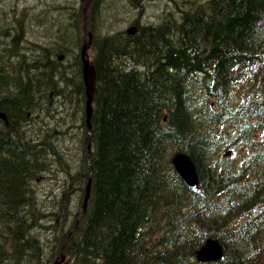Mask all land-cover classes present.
Wrapping results in <instances>:
<instances>
[{
    "label": "trees",
    "instance_id": "trees-1",
    "mask_svg": "<svg viewBox=\"0 0 264 264\" xmlns=\"http://www.w3.org/2000/svg\"><path fill=\"white\" fill-rule=\"evenodd\" d=\"M33 1L0 9V264H264V0H188L158 24L92 0L91 137L84 1ZM209 238L223 257L199 263Z\"/></svg>",
    "mask_w": 264,
    "mask_h": 264
},
{
    "label": "water",
    "instance_id": "water-1",
    "mask_svg": "<svg viewBox=\"0 0 264 264\" xmlns=\"http://www.w3.org/2000/svg\"><path fill=\"white\" fill-rule=\"evenodd\" d=\"M86 1V9L89 5V0ZM85 32L89 35L91 38V34L87 29V21L85 16ZM87 46L84 47L82 52V58L84 63V83L87 90L88 95V101H87V116H88V125L90 126V117L92 115V97L95 92V84H96V72L94 70V66L90 63V60L87 56ZM0 118L6 119V115H4L3 112H0ZM176 170L181 175V177L185 180V182L189 185H191L194 189H197V183H198V177L196 173V168L194 163L191 161L190 157L187 155H178L173 158L172 160ZM89 182V187H90ZM89 190V189H87ZM90 197L89 192H87L85 196V201L83 204L84 213H86L87 210V202ZM223 256V248L220 245L218 240L209 239L197 252V259L200 262H213V261H219ZM64 260V256L62 257V261ZM56 264H59L58 262Z\"/></svg>",
    "mask_w": 264,
    "mask_h": 264
},
{
    "label": "rangeland",
    "instance_id": "rangeland-1",
    "mask_svg": "<svg viewBox=\"0 0 264 264\" xmlns=\"http://www.w3.org/2000/svg\"><path fill=\"white\" fill-rule=\"evenodd\" d=\"M47 1V0H44ZM113 1V0H112ZM139 1V3L142 5L143 8V12L141 15V23L142 24H158V22L161 20L162 17L166 16L165 15V10H170V12H174L176 10L175 7V3H177V5L182 6L183 4L186 5V3L183 2H175V0H162V2L159 3L158 0H137ZM199 2H201V0H198ZM197 1V2H198ZM204 1V0H202ZM48 2V1H47ZM11 4L12 0H0V9L4 11L3 7H7L5 6V4ZM32 3H34L33 0H23V4L26 5V7H28L29 5H32ZM136 3V1H135ZM166 3L167 6H164L163 9H161L158 6H162ZM58 4V3H57ZM129 6V11L125 12L124 14L121 15L122 19L125 20L124 22V26L123 27H127L128 25V21L130 20H135L138 21V14L140 13V10H142L141 8H135L134 6V2H132V4L130 5V2L127 3ZM47 6H50L49 3L45 4V9ZM52 7V6H51ZM48 13V14H47ZM46 13V25H48L49 23H51V21H53L54 19V15L50 12ZM84 13V11H83ZM27 23H32L30 20ZM135 65V64H134Z\"/></svg>",
    "mask_w": 264,
    "mask_h": 264
},
{
    "label": "bare ground",
    "instance_id": "bare-ground-1",
    "mask_svg": "<svg viewBox=\"0 0 264 264\" xmlns=\"http://www.w3.org/2000/svg\"><path fill=\"white\" fill-rule=\"evenodd\" d=\"M91 3H92V0H90V2H89V5H88V7H87V11L85 12V9H86V4H84V6H83V11H84V13H83V24H85V16H86V21H87V25H88V10H89V8H90V6H91ZM137 31V28H136V26H129L128 28H127V33L128 34H135V32ZM89 32H90V34H91V38L89 37V35L84 31V33H85V35L88 37V41L83 45V47H82V51H81V60H82V79H83V83H84V69H83V67H84V63H83V58H82V52H83V49H84V47L85 46H87L88 48H87V56H88V58H89V60L90 61H92L91 60V57H90V55H89V49L91 48V43H92V38H93V33H92V31L89 29ZM94 70H95V72H96V69H95V66H94ZM84 86H85V83H84ZM85 95H86V106H87V101H88V95H87V90H86V86H85ZM93 102H94V95H93V97H92V102H91V104H92V108L94 109V105H93ZM0 112H3V111H0ZM4 113V115H6V113L5 112H3ZM85 113H86V111H85ZM28 115H30L29 113H28ZM91 118H92V115H91V117H90V126H91V128H89V125H88V116H86L85 117V122H86V125H87V128H88V130H89V136H90V134H91V131H92V124H91ZM5 121V123L6 124H8V117H7V115H6V119H3V118H1L0 119V121ZM65 136V135H64ZM91 137V136H90ZM90 137H89V139H90ZM187 155L188 157H190L187 153H184V152H177L173 157H172V159H171V163H172V165L174 166V164H173V162H172V160H173V158L174 157H176V156H178V155ZM190 159H191V161L193 162V160H192V158L190 157ZM194 163V162H193ZM195 165V164H194ZM174 168H175V166H174ZM176 169V168H175ZM177 171V170H176ZM196 171H197V168H196ZM81 175V174H80ZM184 180V179H183ZM185 181V180H184ZM89 182H92V178H91V176H89V181H88V185H87V187H86V191H85V195L84 196H86V194H87V192H89V194L91 195V183H90V187H89ZM187 184V183H186ZM189 187H191L193 190H195L191 185H189V184H187ZM87 189H89V190H87ZM198 190V189H197ZM84 216V214H82L80 217H79V219H81L82 217ZM218 240V239H217ZM219 241V240H218ZM219 243H220V241H219ZM220 245L222 246V244L220 243ZM201 249V247L199 248V250ZM196 259H197V256H196ZM197 262H199V263H206V262H200L198 259H197Z\"/></svg>",
    "mask_w": 264,
    "mask_h": 264
}]
</instances>
